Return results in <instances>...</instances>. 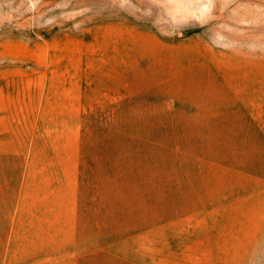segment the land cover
I'll return each mask as SVG.
<instances>
[{"label":"rangeland","instance_id":"obj_1","mask_svg":"<svg viewBox=\"0 0 264 264\" xmlns=\"http://www.w3.org/2000/svg\"><path fill=\"white\" fill-rule=\"evenodd\" d=\"M0 264H264V0H0Z\"/></svg>","mask_w":264,"mask_h":264}]
</instances>
